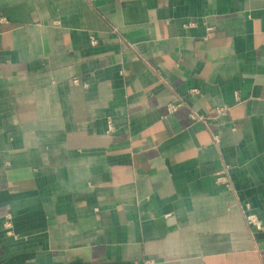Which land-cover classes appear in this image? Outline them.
Returning a JSON list of instances; mask_svg holds the SVG:
<instances>
[{"label": "crops", "instance_id": "0c3cea01", "mask_svg": "<svg viewBox=\"0 0 264 264\" xmlns=\"http://www.w3.org/2000/svg\"><path fill=\"white\" fill-rule=\"evenodd\" d=\"M248 214L264 0H0V264H264Z\"/></svg>", "mask_w": 264, "mask_h": 264}, {"label": "built area", "instance_id": "2783aa9c", "mask_svg": "<svg viewBox=\"0 0 264 264\" xmlns=\"http://www.w3.org/2000/svg\"><path fill=\"white\" fill-rule=\"evenodd\" d=\"M96 43V41L92 38V44L94 45ZM171 109H174V108H171ZM221 112V110H219V113ZM192 120L194 121H198V120H202L203 118L201 117H198L196 115H192ZM223 172H219L217 175V181L220 182L222 180H224L223 178ZM246 220L248 222L249 225L253 226L254 228H256V230H259V231H263L264 230V226H263V223L259 220V218L254 215V214H248L246 216Z\"/></svg>", "mask_w": 264, "mask_h": 264}]
</instances>
